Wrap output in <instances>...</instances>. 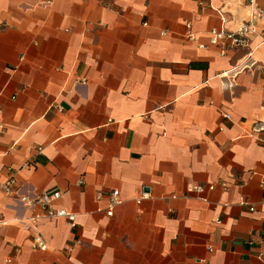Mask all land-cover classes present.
Wrapping results in <instances>:
<instances>
[{
	"label": "crops",
	"instance_id": "1",
	"mask_svg": "<svg viewBox=\"0 0 264 264\" xmlns=\"http://www.w3.org/2000/svg\"><path fill=\"white\" fill-rule=\"evenodd\" d=\"M256 8L0 0V264H264ZM244 24L248 48L211 43ZM13 176L22 193L59 194L76 226L8 195Z\"/></svg>",
	"mask_w": 264,
	"mask_h": 264
},
{
	"label": "built area",
	"instance_id": "2",
	"mask_svg": "<svg viewBox=\"0 0 264 264\" xmlns=\"http://www.w3.org/2000/svg\"><path fill=\"white\" fill-rule=\"evenodd\" d=\"M254 13L258 16H263L264 9L256 8ZM188 27L190 28L191 25L188 24ZM251 31H253V27L250 24H244L235 32L227 31L224 29L221 30L213 29L210 32V41L214 45L221 46L223 52L225 51L227 46L248 48L250 45V40L248 35ZM188 36L189 38H194V34L191 31L188 32ZM225 117L227 119H231L230 114H226ZM251 132L253 134L259 135V138L263 140V138L260 137V134L264 133V122L259 121L253 123L251 126ZM41 150L42 148H39V151ZM223 185L226 186V184ZM213 187H214L213 185L210 186L211 189ZM2 189L8 195L16 194L17 200L20 203L25 204L26 206L32 209L42 208L48 217H64L70 222V224L73 227H75L77 224L75 214L69 213L65 209H56L52 206L51 204L52 197H57L59 194H55L54 196H49L48 194L41 193V194H36L34 196H30L27 193H22L20 188L17 186V180L14 176L11 177L7 182H5L2 185ZM191 190H196L200 192L203 191V188L202 186H192ZM144 196H146V194H144ZM119 202H120V191L114 190L111 194V203L107 210L108 215H113L114 208ZM251 209L254 208L251 207ZM33 242H34V246L41 250H46L48 247L46 240L40 234L34 236Z\"/></svg>",
	"mask_w": 264,
	"mask_h": 264
}]
</instances>
